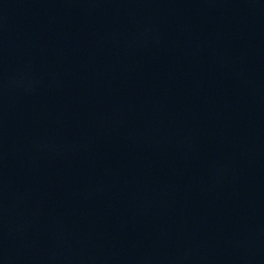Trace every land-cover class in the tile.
<instances>
[{
	"label": "water",
	"instance_id": "water-1",
	"mask_svg": "<svg viewBox=\"0 0 264 264\" xmlns=\"http://www.w3.org/2000/svg\"><path fill=\"white\" fill-rule=\"evenodd\" d=\"M0 264H264V0H0Z\"/></svg>",
	"mask_w": 264,
	"mask_h": 264
}]
</instances>
